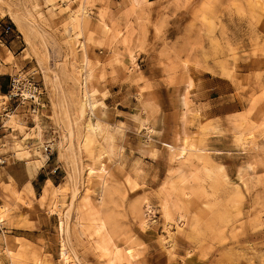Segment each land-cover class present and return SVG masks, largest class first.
Instances as JSON below:
<instances>
[{
    "label": "rangeland",
    "instance_id": "1",
    "mask_svg": "<svg viewBox=\"0 0 264 264\" xmlns=\"http://www.w3.org/2000/svg\"><path fill=\"white\" fill-rule=\"evenodd\" d=\"M0 15L43 103L3 121L19 133L0 162V264H64L62 249L67 264H264V0H0ZM192 72L227 77L197 126Z\"/></svg>",
    "mask_w": 264,
    "mask_h": 264
},
{
    "label": "crops",
    "instance_id": "2",
    "mask_svg": "<svg viewBox=\"0 0 264 264\" xmlns=\"http://www.w3.org/2000/svg\"><path fill=\"white\" fill-rule=\"evenodd\" d=\"M147 1H156V0H147ZM7 22L9 23L7 17H3V15H0V95L6 91L8 87V81H9V75L12 73L13 70L16 69L18 66H25L26 68L29 67L27 65V60H23L20 58V51L22 50V37L19 35L18 31L14 29L13 27L10 28L8 31L2 30V23ZM6 56H10V59H3ZM37 68L30 69V71H37ZM197 72L203 73L208 72L206 69L204 70H197ZM148 77V76H146ZM150 77V76H149ZM227 79V77L215 74V75H209L208 77H203L201 75H198L196 72H192V80L194 82V88L190 91V100L194 104V109L191 111L192 114V120H194L193 125L196 124V126L199 124V122L202 119H205L207 116L204 114L205 112L208 113H216L213 108H218V106L214 105V99L215 96H213V91L215 85H208V81L211 79ZM229 85V82H228ZM119 89L114 91V96L117 94ZM208 92V93H207ZM230 88H226L222 90V92H216V96H221L223 99L222 108L224 109V102H225V96L229 97ZM116 103V102H115ZM228 103V101H227ZM159 100H157V106L158 109L156 112H154L149 119H158L162 116V110L160 108ZM119 112H125L123 109H117ZM224 113V110H222ZM128 113V112H126ZM190 121V118H189ZM196 121V122H195ZM153 126H157V124H153ZM189 127V126H188ZM191 128V127H189ZM195 128V126H193ZM10 133H19L15 127H4V125H0V158L3 159V162L13 161V155L12 152L9 151V139L8 135ZM5 164H0V167L4 166ZM39 174L40 169L36 170L35 174L30 177L27 181L29 182L30 186L32 187V191H35V188L37 186L41 187L42 183H44V180L46 178H41L39 180ZM16 182V181H15ZM2 192L0 191V202H1ZM39 231L40 227L36 225L33 228L28 229V231L21 232L20 234H17V236H22L27 239L34 240L36 239L37 233L34 232Z\"/></svg>",
    "mask_w": 264,
    "mask_h": 264
},
{
    "label": "built area",
    "instance_id": "3",
    "mask_svg": "<svg viewBox=\"0 0 264 264\" xmlns=\"http://www.w3.org/2000/svg\"><path fill=\"white\" fill-rule=\"evenodd\" d=\"M10 23H2V30H10ZM82 87V85H81ZM42 86L39 79L35 78L33 72H23L22 69H15L9 75L8 87L1 94L0 100V125L3 121L12 114L18 112L23 117H27L37 113L39 107L42 106L40 94ZM89 111V110H88ZM91 113V110L89 111ZM10 127V126H6ZM0 162L3 159L0 158ZM155 215V210L150 204L145 206V216L147 219H152Z\"/></svg>",
    "mask_w": 264,
    "mask_h": 264
},
{
    "label": "bare ground",
    "instance_id": "4",
    "mask_svg": "<svg viewBox=\"0 0 264 264\" xmlns=\"http://www.w3.org/2000/svg\"><path fill=\"white\" fill-rule=\"evenodd\" d=\"M10 11V10H9ZM15 15V14H14ZM13 17V19H15V21H16V23H17V25L19 26V29L21 30V33H22V35H23V38H24V40H25V42L26 43H28V42H30L29 41V38H28V34H27V32H25L24 31V29L22 28V26L19 24V22L17 21V19H16V17H14V16H12ZM20 20V19H19ZM21 23V22H20ZM90 105V104H89ZM91 106V105H90ZM11 117V116H10ZM59 140V139H58ZM60 228L62 229V223L60 224ZM60 256H61V258H62V260H63V262H64V264H67V262H68V257H67V255H66V253L64 252V250L62 249L61 250V252H60Z\"/></svg>",
    "mask_w": 264,
    "mask_h": 264
}]
</instances>
